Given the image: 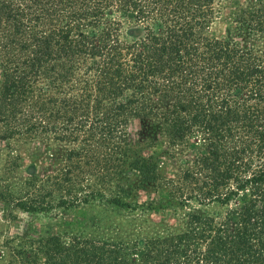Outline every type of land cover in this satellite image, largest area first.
<instances>
[{
    "label": "trees",
    "instance_id": "1",
    "mask_svg": "<svg viewBox=\"0 0 264 264\" xmlns=\"http://www.w3.org/2000/svg\"><path fill=\"white\" fill-rule=\"evenodd\" d=\"M220 1L0 0V145L71 144L26 209L53 189L61 206L188 208L177 230L38 236L6 264H264V51L205 33ZM230 1L264 36V0ZM162 137L189 152L169 173Z\"/></svg>",
    "mask_w": 264,
    "mask_h": 264
},
{
    "label": "rangeland",
    "instance_id": "2",
    "mask_svg": "<svg viewBox=\"0 0 264 264\" xmlns=\"http://www.w3.org/2000/svg\"><path fill=\"white\" fill-rule=\"evenodd\" d=\"M234 9L235 5L230 0H221L205 33L241 49L263 52L264 36L235 21ZM130 129L131 133H137L138 123L133 122ZM162 140L161 149L165 153L161 157V169L169 173L184 165L181 161L187 158L189 152L185 146L169 145L164 137ZM70 147L69 142L53 139L32 143L8 141L6 145H0V264L7 263L12 248L38 236L78 235L131 242L139 237L182 228L184 213L188 208H151L146 205L147 197L142 192H135L133 196H121L120 200L126 202V205L89 201L61 206L56 203L60 194L53 189L49 195L42 196V204L50 205L43 210H27L26 205L36 197L35 192H32V182L39 186L45 182L46 177L61 168ZM29 164L34 166V175L25 170ZM86 183L88 184V180ZM190 205L203 212L220 210L215 205Z\"/></svg>",
    "mask_w": 264,
    "mask_h": 264
}]
</instances>
